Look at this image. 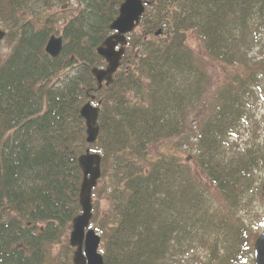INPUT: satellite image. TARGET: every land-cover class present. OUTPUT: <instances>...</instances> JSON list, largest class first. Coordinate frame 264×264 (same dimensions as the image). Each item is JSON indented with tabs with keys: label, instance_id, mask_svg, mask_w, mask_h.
Here are the masks:
<instances>
[{
	"label": "trees",
	"instance_id": "16d2710c",
	"mask_svg": "<svg viewBox=\"0 0 264 264\" xmlns=\"http://www.w3.org/2000/svg\"><path fill=\"white\" fill-rule=\"evenodd\" d=\"M66 1L0 0L11 46L0 64V264H72L86 149L101 156L98 200L107 189L106 212L90 221L104 264L242 263L251 246L234 213L256 187L264 133L243 148L230 142L264 92V52L248 57L264 43V0H148L101 88L96 48L123 0H75L68 18L52 12ZM54 32L63 47L51 58ZM207 64L224 74L214 86ZM92 98L99 135L88 145L79 109ZM186 136L192 165L178 151Z\"/></svg>",
	"mask_w": 264,
	"mask_h": 264
},
{
	"label": "water",
	"instance_id": "95a60500",
	"mask_svg": "<svg viewBox=\"0 0 264 264\" xmlns=\"http://www.w3.org/2000/svg\"><path fill=\"white\" fill-rule=\"evenodd\" d=\"M146 5L147 2L142 0H124L119 6L118 15L110 24L113 34L105 38L102 44L96 48L97 55L106 63L104 69L93 68L91 71L99 88L103 83L111 82V77L118 69L124 53L122 46L126 43V35L133 31L144 13ZM4 37L5 32L0 27V41ZM120 45L121 47L117 49ZM62 47V37L51 35L45 44L44 52L49 57L56 58L61 54ZM79 114L85 122V141L87 144H93L99 134L97 126L99 108L91 102H87L80 108ZM77 163L82 172L79 191L81 214L71 222L69 245L74 249L72 264H104L102 254L99 252L100 236L89 228L92 218L91 192L100 178L101 157L86 150L84 154L78 156ZM253 248L254 264H264V232L256 238Z\"/></svg>",
	"mask_w": 264,
	"mask_h": 264
},
{
	"label": "rangeland",
	"instance_id": "374dc122",
	"mask_svg": "<svg viewBox=\"0 0 264 264\" xmlns=\"http://www.w3.org/2000/svg\"><path fill=\"white\" fill-rule=\"evenodd\" d=\"M75 0H69L64 3L60 4V7L55 8L53 11L61 10L64 11L63 15L64 17L68 18L71 14L74 13V10L76 8L74 4ZM57 18V17H56ZM1 28L6 31L5 27L1 25ZM60 24H56L54 27L55 30H59ZM54 34H56L54 32ZM187 45L194 50V52H197L199 43L197 42L195 36L193 34L188 35L187 39ZM11 46L4 42V40L0 41V64L5 60V58L9 55L11 52ZM264 52V43H261L257 48H253L249 53L248 57L249 60H256L262 53ZM216 64L212 65H206V73L209 75V77L212 80V85L214 86L216 83H219V81L223 78V73L220 69V67ZM218 72V74H217ZM261 75V74H260ZM209 98H207L208 100ZM207 106V103L202 104ZM200 106V105H199ZM199 106L196 107V109H199ZM248 112H249V122L244 123L241 125L240 131L238 132V137H236L235 140H231L236 144L239 145V148H243L246 144H252V143H258L261 142V137L264 133V92L261 94H258L255 99L248 104ZM195 117V114L193 115V118ZM196 126L199 124V119L195 118ZM185 142V143H184ZM194 141L189 139L187 136L184 137V139H180L179 143L180 146H178V151L180 155L183 157V159L186 160V162L193 164L191 162L190 157V147L191 143ZM182 144V145H181ZM183 144H186L184 146ZM256 176V187L254 191L248 193V196L244 200V204H246L245 207L241 211H237L234 213L235 217L241 220L246 228H247V235L249 238V245L251 246L248 249V252L246 253V256L244 257V261L240 264H254L253 261V242L255 239L264 232V161L263 163L255 170L254 172ZM102 185L103 183H99L95 186L94 189H98L100 191V194L103 193L102 191ZM96 192V193H95ZM107 193V189L104 191V195L102 194V199L98 200V193L97 190H92L91 193V203L93 207V215H96L97 208L101 211L106 212L107 209V199L105 198ZM214 200L216 201L217 205H221V207L224 206V202L219 199L218 196L214 197ZM90 227L92 229L93 226L90 224ZM99 234V233H98ZM70 247V246H69ZM71 248V247H70ZM50 250L53 254H62L61 245H55L50 247ZM71 255L73 253V249L71 248Z\"/></svg>",
	"mask_w": 264,
	"mask_h": 264
}]
</instances>
